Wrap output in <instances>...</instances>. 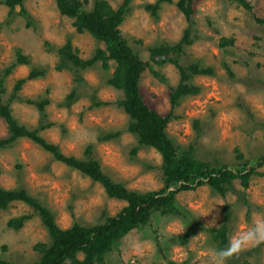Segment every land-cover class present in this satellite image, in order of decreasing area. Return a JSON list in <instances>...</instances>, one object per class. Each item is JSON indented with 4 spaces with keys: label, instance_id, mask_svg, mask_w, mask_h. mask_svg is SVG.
<instances>
[{
    "label": "rangeland",
    "instance_id": "1",
    "mask_svg": "<svg viewBox=\"0 0 264 264\" xmlns=\"http://www.w3.org/2000/svg\"><path fill=\"white\" fill-rule=\"evenodd\" d=\"M79 1L84 10L94 8L95 0ZM123 1L108 0L114 8ZM156 1L133 0L120 29L150 64L140 80L145 102L166 116L171 110V87L180 80L179 69L173 63L153 62L149 47L179 42L189 23L177 7L178 0L160 3L152 15L145 5ZM249 1L253 12L229 0H194V42L180 54V63L200 62L213 67L214 74L191 79L201 91L181 99L167 127L181 154L190 151L211 167L228 165L234 171L264 155V25L254 19V15L264 18V0ZM24 7L34 21L31 27L20 15L21 6L8 16L9 8L0 4L2 102L20 124L38 128L65 155L98 160L114 182L137 192L163 189L160 153L140 145L128 130L130 117L119 106L124 93L108 84L115 62L110 61L108 69L102 61L84 69L72 65L58 69L57 49L67 41L84 60L93 58L98 48L105 49V44L87 31L80 32L74 25L76 18L62 14L56 0H25ZM222 37L234 42L221 46ZM18 49L29 63L16 64L5 75V69L17 61ZM32 69L44 74L27 79ZM21 79L26 82L15 92ZM37 102H45L43 109ZM8 135V124L0 117V139ZM241 180L234 178L225 194L208 184L177 193L175 213L154 211L147 224L115 243L102 264H264V165L255 167L248 187ZM0 185L36 197L61 228L105 223L127 205L24 137L0 148ZM23 215L30 218L22 228L8 226L10 219ZM221 227L231 245L226 254L212 232ZM50 240L40 216L25 202L14 201L0 209L2 260L33 264L41 257L36 245ZM83 257L80 252L78 258Z\"/></svg>",
    "mask_w": 264,
    "mask_h": 264
},
{
    "label": "trees",
    "instance_id": "2",
    "mask_svg": "<svg viewBox=\"0 0 264 264\" xmlns=\"http://www.w3.org/2000/svg\"><path fill=\"white\" fill-rule=\"evenodd\" d=\"M25 0H0L1 5L9 8L8 16H11L16 6H21L20 15L27 21L26 25L31 27L34 21L24 7ZM133 0H124L118 7L114 8L108 0H95L94 8L82 9L79 0H56L62 14L75 17L74 25L80 32H89L98 41L105 44V49L98 48L93 58L84 60L69 40L57 49L61 60L58 69L72 65L76 68H86L97 61H102V66L108 69L110 61L116 66L108 84L124 93V98L119 101V106L129 115L128 130L137 136L138 143L155 148L162 157V170L165 185L160 191L137 192L126 188L120 183L114 182L102 169L96 159H79L75 156L65 155L58 144L49 142L40 135L39 129H29L22 125L14 117L8 104L1 99L4 91L3 77L0 78V117L8 124L9 135L0 139V148L15 143L24 137L31 139L44 150L50 152L54 158L64 164L81 171L93 181L100 183L107 195L127 202V205L115 216L107 218L105 223L84 226L79 223L69 228H61L52 211L43 205L36 197L30 195L23 189L9 190L0 185V209H6L14 201H23L31 206L40 216L49 236V243H38L37 250L41 253L40 259L33 264H102L105 255L114 247L115 243L125 237L139 225L147 224L154 211L163 215H170L177 211L176 195L181 191L192 190L200 185L208 184L221 194L227 191L226 186L234 178L242 179L244 187L249 185V177L256 166L264 165V155L250 165L237 167L232 170L228 165L210 166L204 161L196 159L192 152L181 154L176 148L174 141L169 137L167 127L174 115V109L179 105L181 99L186 96H194L200 93L201 88L191 82L196 75H213L214 69L203 66L200 62H191L188 66L180 63V54L185 53V47L194 42L192 39V26L194 0H178L177 7L185 15L189 25L179 42L175 44L161 43L149 47L150 58L158 65L173 63L179 69L180 80L176 87H171L169 97L171 110L168 115L162 116L150 108L145 102L140 91V80L143 72L150 64L140 57L123 36L120 26L130 12ZM171 0H157L155 4H146L145 9L152 15H156L160 3ZM236 3L249 12H253V5L249 0H229ZM254 19L264 25V18L254 15ZM233 38L222 37L221 46L233 43ZM29 57L18 49L17 61L5 69L8 75L16 64H28ZM153 73L159 76L155 70ZM44 74L32 69L27 79H33ZM26 79L16 82L14 91L21 89ZM98 105H99V101ZM45 102H37L35 105L43 109ZM111 138V135L108 136ZM242 156V155H240ZM30 215H23L10 219L8 226L16 230L22 228ZM214 239L218 241L222 253L231 251L225 228L212 230ZM83 253V259L78 258ZM0 264H9L0 258Z\"/></svg>",
    "mask_w": 264,
    "mask_h": 264
}]
</instances>
